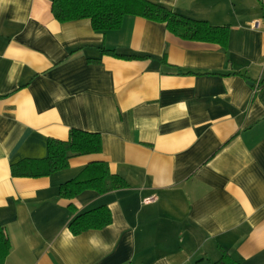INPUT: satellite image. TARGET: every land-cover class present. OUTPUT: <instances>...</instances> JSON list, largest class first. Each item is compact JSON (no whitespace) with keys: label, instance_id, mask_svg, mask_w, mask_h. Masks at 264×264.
I'll use <instances>...</instances> for the list:
<instances>
[{"label":"crops","instance_id":"obj_1","mask_svg":"<svg viewBox=\"0 0 264 264\" xmlns=\"http://www.w3.org/2000/svg\"><path fill=\"white\" fill-rule=\"evenodd\" d=\"M147 1L226 26L224 44L136 15L97 31L58 22L51 0H0L2 264H213L223 252L264 264V0ZM72 128L98 133L101 150L10 174ZM92 162L126 185L61 197ZM99 206L110 222L73 235L68 222Z\"/></svg>","mask_w":264,"mask_h":264},{"label":"trees","instance_id":"obj_2","mask_svg":"<svg viewBox=\"0 0 264 264\" xmlns=\"http://www.w3.org/2000/svg\"><path fill=\"white\" fill-rule=\"evenodd\" d=\"M51 12L58 22L87 18L93 30H116L125 15L142 16L149 20L164 22L168 30L180 39L215 42L224 44L226 26L209 25L203 20H194L176 14L165 6L147 0H51ZM104 54L123 58H141L139 54L120 55L112 49H103ZM98 133L72 128L66 140L50 139L47 154L43 159H23L11 164L12 176L38 177L65 169L68 158L75 155L97 153L101 150ZM125 182L116 174H111L105 162L87 164L80 173L60 184L59 195L72 198L82 190L93 189L99 193L124 187ZM110 222V212L99 206L75 215L68 222L71 233L79 234L87 229L102 228ZM9 250V241L0 227V264ZM213 264H242L226 252Z\"/></svg>","mask_w":264,"mask_h":264},{"label":"built area","instance_id":"obj_3","mask_svg":"<svg viewBox=\"0 0 264 264\" xmlns=\"http://www.w3.org/2000/svg\"><path fill=\"white\" fill-rule=\"evenodd\" d=\"M156 198L155 196H150V197H147L143 200V203H149V202H152L154 201Z\"/></svg>","mask_w":264,"mask_h":264}]
</instances>
